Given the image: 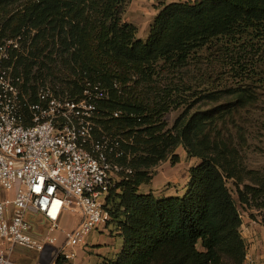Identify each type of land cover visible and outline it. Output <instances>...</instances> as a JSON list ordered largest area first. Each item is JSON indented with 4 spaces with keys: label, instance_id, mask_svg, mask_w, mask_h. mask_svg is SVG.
Returning <instances> with one entry per match:
<instances>
[{
    "label": "trees",
    "instance_id": "1",
    "mask_svg": "<svg viewBox=\"0 0 264 264\" xmlns=\"http://www.w3.org/2000/svg\"><path fill=\"white\" fill-rule=\"evenodd\" d=\"M132 1L0 0V23L13 35L37 31L35 53L17 63L27 82L60 80L76 97L91 80L108 92L97 134L119 137L118 161L132 170L107 198V226L116 223L123 238L108 264H244L248 245L229 183L243 206L264 211V169L244 164L247 140L240 133L236 142L229 125L264 87V0L163 2L146 39L124 17ZM180 147L199 159L186 192L145 193L160 164L181 161Z\"/></svg>",
    "mask_w": 264,
    "mask_h": 264
},
{
    "label": "built area",
    "instance_id": "2",
    "mask_svg": "<svg viewBox=\"0 0 264 264\" xmlns=\"http://www.w3.org/2000/svg\"><path fill=\"white\" fill-rule=\"evenodd\" d=\"M36 32L23 26L7 35L0 23V264H18L11 258L17 247L57 246L59 229L65 239L54 259L72 258L64 247L107 225V198L132 172L118 161L124 155L119 137L97 134L99 104L108 97L101 82L86 80L76 97L45 79L35 97L26 92L17 63L35 53ZM67 213L80 216L71 231L60 226ZM37 216L46 230L38 231ZM251 262L246 253L244 264Z\"/></svg>",
    "mask_w": 264,
    "mask_h": 264
},
{
    "label": "rangeland",
    "instance_id": "3",
    "mask_svg": "<svg viewBox=\"0 0 264 264\" xmlns=\"http://www.w3.org/2000/svg\"><path fill=\"white\" fill-rule=\"evenodd\" d=\"M187 1V0H184ZM162 0H133L132 3L128 6L124 17L129 21L133 20L135 23L137 20H145L146 18L152 17V22L154 18L159 12V8L161 6ZM166 3V2H164ZM21 5H17L16 8H21ZM151 22V24H152ZM150 24V26H151ZM12 29V28H11ZM149 30L147 32V36L149 34ZM7 35H13L10 31L5 32ZM147 38V37H146ZM145 38V39H146ZM144 39V38H143ZM208 63H205L204 68H207ZM24 72V69H22ZM35 72H33L34 74ZM25 76V72H24ZM26 78V76H25ZM45 79L46 83L49 85L56 87L58 86L60 90L62 89V82L59 80L53 81L51 78H41ZM40 80V79H39ZM26 87L25 90L27 93L33 94V86L36 87L37 83L33 79L30 82L25 80ZM65 87V84H64ZM259 100L255 103V105L250 106L244 109L242 113V118H239L236 123L232 122L229 125V128L233 131L235 135V141L240 144V133L245 135V139L247 143H243L242 145V155L244 159V164L249 169L254 170H263L264 169V87H257ZM181 109L172 110L166 116V121L169 123V127L172 126L178 115L181 113ZM243 130V131H241ZM124 139L128 141V137L123 136ZM242 142V141H241ZM178 153L180 154L181 161L175 165L171 163V161H166L160 164L156 168V172L154 174V180L150 185H144L142 190L149 189V186L152 187L155 191H159L160 187L164 185L160 182V179L163 177V174L166 172L176 171L180 174V176L187 170V167L191 164V159L193 161L198 160V158H192L188 155L187 151L180 147L178 149ZM193 164V163H192ZM192 164L190 166H192ZM157 180H159L157 183ZM148 187V188H147ZM229 187L232 190L235 199L237 200L238 207L240 213L242 215L243 226L242 232L246 238V242L248 245L247 254L252 257L251 264H262L264 260V225H263V216L264 211L257 208L255 205L250 208L243 206L238 200V194L236 192L235 186L233 183H229ZM185 189L184 192H186ZM184 192L180 194H184ZM103 198V197H101ZM105 198V196H104ZM38 217V216H37ZM40 217V216H39ZM112 227H105L100 226L99 228L94 229L88 235H86L83 241L79 244L78 253L79 259H83L88 261V263H94L100 256L99 253L103 254V251H98L99 249H103L104 252L108 251L109 253L113 254L115 248L118 246L119 241H122V238L118 237H111V229ZM101 245V246H98ZM54 249L49 252V248ZM57 246L48 245L45 247L43 251H36V250H29V249H22L21 251L24 252V258L27 259V262L24 261L25 264H55V260L53 257L56 254ZM71 247L65 246L64 251L68 252L71 251ZM98 249V250H96ZM15 256V257H14ZM11 255L12 260H16V255ZM16 258V259H15ZM19 259V258H18ZM62 260V259H61Z\"/></svg>",
    "mask_w": 264,
    "mask_h": 264
},
{
    "label": "crops",
    "instance_id": "4",
    "mask_svg": "<svg viewBox=\"0 0 264 264\" xmlns=\"http://www.w3.org/2000/svg\"><path fill=\"white\" fill-rule=\"evenodd\" d=\"M177 1H184V0H162V2H166V3L177 2ZM155 14L156 13H154V15H151L152 17L146 18L145 20H137L134 23L139 29L138 36L140 38L145 39L147 37V32L149 30L153 16H155ZM128 21H129V19H128ZM129 22L133 23V20L129 21ZM198 162H199L198 160L193 161L192 159L190 161L191 164L193 163L192 166L197 164ZM190 165L187 167V170L184 171V173L181 176L179 173H177V170H179V169H176V171L164 173L163 177L160 179V182L163 184L165 183V184L162 185V187H160L159 191H155L154 189H152L151 186H149V189L145 188L144 192L145 193L153 192L155 194V196H160V195H165V194L174 195V194H180V193L184 192L185 189L187 188V185H188L189 169L191 167ZM153 180H154V178H153ZM153 180L151 181V183L153 182ZM158 181L159 180H157V183H160ZM142 188H143V186H142ZM79 222H80V216L79 215L73 214V213H67L64 215L63 219L61 220L60 226L64 231H71L78 225ZM35 223H36L38 231L46 230L47 224L44 223V221L41 217H37L35 219ZM112 226H113V228L111 229V237H118L121 239L122 237L118 235V232L116 230V227H117L116 223H111L109 226L106 225L105 227H112ZM54 234L59 238V242L57 244V247L59 248V246L62 245V243L65 239V234L60 229L54 231ZM122 244H123V238H122V241H119L118 246L115 248L113 254L109 253L108 251L104 252L103 249H99V250L96 249V250L101 251V252L103 251V254L99 253L100 257L92 264H108L110 261H115L120 254V251L122 249ZM98 246H101V245H98ZM78 247H79V245L76 247H71L72 248L71 251H68V253L74 255L72 258L66 259L64 257H61L64 264H90V263H88V261H85L83 259H79ZM22 249H24V248L23 247H17L13 253V256L14 255L21 256V257H16L17 259L15 258L16 260H13L14 262H16L18 264H25L24 261L27 262V259L24 258L25 256L23 255L24 252L21 251ZM53 249H54L53 247H51V249L49 248V252H51V250H53ZM53 260H55L54 257H53ZM55 261H57V260H55ZM55 264H56V262H55ZM262 264H264V260L262 261Z\"/></svg>",
    "mask_w": 264,
    "mask_h": 264
}]
</instances>
